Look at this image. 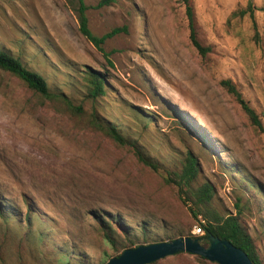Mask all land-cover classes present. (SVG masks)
Returning a JSON list of instances; mask_svg holds the SVG:
<instances>
[{
	"label": "rangeland",
	"instance_id": "obj_1",
	"mask_svg": "<svg viewBox=\"0 0 264 264\" xmlns=\"http://www.w3.org/2000/svg\"><path fill=\"white\" fill-rule=\"evenodd\" d=\"M248 1L264 8V0H189L196 37L210 46L202 57L182 0H82L98 43L80 30L79 0H0V47L71 103L0 70V264H103L112 250L99 241L92 210L118 214L138 242L175 228L193 234L198 221L163 179L188 149L217 210L235 213L239 198L264 261V133L220 83L230 79L264 108V9L253 19L230 15ZM87 66L104 74L113 96H88ZM142 112L154 123L146 126ZM94 116L126 143L116 145ZM135 144L157 169L136 159ZM171 256L160 264H217Z\"/></svg>",
	"mask_w": 264,
	"mask_h": 264
},
{
	"label": "trees",
	"instance_id": "obj_2",
	"mask_svg": "<svg viewBox=\"0 0 264 264\" xmlns=\"http://www.w3.org/2000/svg\"><path fill=\"white\" fill-rule=\"evenodd\" d=\"M185 4V11L188 19L189 39L198 53L204 57L210 50V46L202 45L196 37L195 26L193 22V11L189 4V0H182ZM85 6L82 4V0H79L78 19L80 23L81 32L94 43L102 41V37L95 36L88 28L87 17L84 13ZM264 8H257L251 1L243 8H236L231 11V16L243 17L249 15L253 19L254 10H262ZM254 29L255 21L252 20ZM254 35H257V31H254ZM0 70L9 72L23 81L27 87L33 90L40 96L47 97L48 99L55 101H62L67 106H70V102L59 94L52 93L50 91L46 78L39 72L29 68L22 60L11 54L9 51L0 47ZM85 73L86 82L88 83L87 94L91 98H107L113 96L110 93L111 87L107 84L104 74L94 70L91 67H86L83 71ZM220 83L230 93L235 101L240 106L241 110L246 114L250 124L255 127L260 133H264V108L257 110L250 101L243 95L230 79H221ZM82 111V110H81ZM146 119V126L154 123L153 118L149 114H144ZM91 122L103 133L109 137L116 145H123L126 143V137L114 124L103 123L102 120L97 119L95 116L91 119ZM135 156L136 159L150 168L157 169V164L153 162L142 150H140L135 144ZM201 166L197 156L190 150H186L184 157L181 160V167L179 170H172L167 172L163 178L167 184H173L178 191V199H180L188 210L192 214V217L198 221L204 231L203 235L197 236L191 234L187 230L186 235L192 237H201L202 241L207 244V236L212 234L219 238H225L232 244L243 249L248 257L254 264H264L263 259L257 251L256 244L247 228L241 222L240 204L238 200L235 202V213L223 214L214 206V194L215 189L209 181H202ZM2 210L0 205V211ZM32 209L27 207L25 218L23 222L28 226L31 224ZM11 214H15L12 212ZM95 223L98 238L100 242H106L112 250V254L108 255L106 259L112 256L118 255L122 250L129 247H135L141 243H152L158 241L171 240L173 238L182 236V229L171 230L164 238L158 236L151 240L143 237L141 242H138L133 236L131 229L125 226L118 214L106 212L104 210H92L88 212ZM201 216L200 218H197ZM167 220L173 226L171 221ZM19 242H25L24 236H19ZM106 253V249L102 250ZM182 252L176 253L172 258L179 257ZM164 260V258L162 259ZM149 264H160V261H154Z\"/></svg>",
	"mask_w": 264,
	"mask_h": 264
},
{
	"label": "water",
	"instance_id": "obj_3",
	"mask_svg": "<svg viewBox=\"0 0 264 264\" xmlns=\"http://www.w3.org/2000/svg\"><path fill=\"white\" fill-rule=\"evenodd\" d=\"M206 239V245L201 243V237L187 235L166 241L139 244L125 248L103 264H149L179 252L200 255L217 264H254L243 249L229 240L212 234Z\"/></svg>",
	"mask_w": 264,
	"mask_h": 264
},
{
	"label": "built area",
	"instance_id": "obj_4",
	"mask_svg": "<svg viewBox=\"0 0 264 264\" xmlns=\"http://www.w3.org/2000/svg\"><path fill=\"white\" fill-rule=\"evenodd\" d=\"M203 233H204V231L200 225H197L194 227V229H193L194 235L201 236V235H203Z\"/></svg>",
	"mask_w": 264,
	"mask_h": 264
}]
</instances>
